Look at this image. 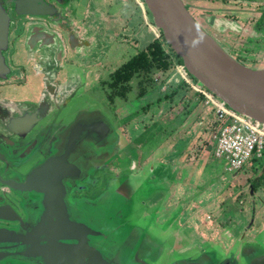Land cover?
<instances>
[{"label":"rangeland","instance_id":"1","mask_svg":"<svg viewBox=\"0 0 264 264\" xmlns=\"http://www.w3.org/2000/svg\"><path fill=\"white\" fill-rule=\"evenodd\" d=\"M183 1L200 23L202 15L208 21L214 18V25L202 26L230 56L244 60L249 68L264 69V27L257 30L254 26L264 13V0ZM68 3L73 11L66 14L65 24L75 22L87 43L77 50L73 76L67 73V78H81L82 87L73 100L60 97L61 109L67 107L56 114V122L52 117L42 125L55 130L68 126L79 114H88L107 119L112 128L104 155L108 164L99 167V172L91 170L90 177L95 183L104 172L106 182L93 185L94 190L99 193L108 184L114 190L117 184L126 198L112 202L110 195L97 203L93 215L89 210L96 228L108 235L106 227L112 232L111 240L100 245L108 251L111 244L121 264H130L125 259L133 252L135 240L145 242L137 251L146 264H249L264 258V146L260 158L252 157L234 175L228 172L225 163L214 158V114L204 101L193 103L198 97L184 84L196 83L173 61L168 71L150 74L154 83L146 84L144 96L137 97L138 78H133L126 98L110 101L111 74L160 33L143 2L139 7L133 0ZM10 34L6 55L10 67H20L27 77L53 74L46 68L49 58H42L41 47L24 49L22 41L13 37L12 27ZM181 82L185 83L180 88ZM59 87L53 85L51 90ZM35 89L39 90L38 84L15 91L8 87L0 93L16 102L34 99ZM258 129L264 133V126ZM260 176L261 186L255 184V190H250ZM81 185L91 188L90 181ZM113 205L121 210V222L113 221ZM118 236L122 239L117 240ZM128 238L134 244L125 246ZM132 259L141 264L135 256Z\"/></svg>","mask_w":264,"mask_h":264},{"label":"water","instance_id":"2","mask_svg":"<svg viewBox=\"0 0 264 264\" xmlns=\"http://www.w3.org/2000/svg\"><path fill=\"white\" fill-rule=\"evenodd\" d=\"M141 1L154 28L182 60L186 72L233 112L264 126V69L249 68L230 56L195 20L183 0ZM13 10L17 15H55V9L44 0H15ZM210 19L208 22L214 25V18ZM9 28L10 17L0 0V79L10 72L4 56ZM35 34L34 30L27 34L31 46L39 41L45 47L51 44ZM35 118V114L20 117L12 125H22L23 121L30 127ZM111 134L108 122L97 117L78 120L62 134L55 153L33 167L17 187L38 200L19 232L0 229V258L15 256L33 264H120L100 245L111 235L81 216L67 199L68 184L73 186L85 178L83 142L103 147ZM249 264H264V258H255Z\"/></svg>","mask_w":264,"mask_h":264},{"label":"flooded vegetation","instance_id":"3","mask_svg":"<svg viewBox=\"0 0 264 264\" xmlns=\"http://www.w3.org/2000/svg\"><path fill=\"white\" fill-rule=\"evenodd\" d=\"M1 1L10 17L8 49L4 53L5 58H7L6 55L10 49V33L12 27V30L14 31L13 37H15L16 41H22L21 45H24V49L34 47L42 48V58H49L46 68L53 72V74L51 73L50 75H46V77L45 75H41L39 77V75L37 76L35 74H33L31 77H27L25 72L23 74L20 67L14 69L10 67L6 61V65L10 69V72L7 74L6 78L0 79V90L12 87V89L15 91L19 87L32 88L36 84L39 85V90L35 89L33 92L37 94H33L34 99H23L15 102L9 99L10 96L1 95L0 93V229L16 233L20 230V224L27 222L28 216L30 217L31 213L30 209L32 208L33 203L38 200L37 196H34L29 191H24L22 193L21 191H18L17 187H20L21 184L24 183L29 171L33 167L41 164L47 157L55 153L56 147L60 141V137L72 124L81 119L92 120L94 118L93 116H88V114H79L68 126L63 125L55 130H51L49 127L42 125L44 121H47V123L50 122L52 117L54 122H56V119H58V117H55L56 114L60 115L63 108L67 107L66 105L61 109V106L63 105H61L60 101L62 100H60V97H62L63 100L67 98L68 100H73L77 97L78 91L82 87L81 81L79 80L81 78H67L69 73L73 76V70H71V67H73L76 63L77 50L87 43V39L84 37V35H81L84 32L81 30V28L76 26L75 22L65 24V21L67 20L66 14H71L73 11L70 4L68 3V0H44L46 3L51 4V6L55 9V15L50 17L44 15H17L13 10V1L15 0ZM133 1L138 7L142 4V1L140 0ZM69 2H71V0H69ZM185 5L189 6V4ZM192 16L194 15L192 14ZM201 18L202 23H200L198 19L195 18L201 26L202 24H209L207 15H202ZM263 18L264 13L262 12L254 24L255 26L257 23H261V26L257 28V30L264 27V24L262 23ZM70 25L72 27H70ZM204 25L202 27H204ZM33 30L35 31L36 36L41 35L44 37V39H42L43 41L47 39L51 44L46 47L44 44H42V41L35 43L33 46L28 44L27 34L29 31ZM254 33V36H259L258 32ZM234 59L245 65L244 60L237 58ZM50 76L53 78H50ZM62 78L65 79L62 80ZM187 80H189V78ZM97 81L101 82L100 79ZM53 85H59L60 87L59 89L51 90ZM107 88L108 90L110 89L111 94L112 87L110 86V83L107 84ZM32 114H35L36 118L30 127L26 126L23 121L22 125H19L20 123L12 125V121L14 122L20 117L23 118L24 116H31ZM103 120L107 122V119L103 118ZM107 145H104L103 147H96L93 143L83 142V147L86 150L84 158L86 167L85 178L82 181H75L73 186L68 184V202L78 210L81 216L89 220L93 218L92 210H94V208L98 209L99 206L97 203L103 199L109 198L110 195V200L112 202H114L118 197V199L123 201L124 198H126L121 194V191L117 189V184L114 186V190H109L107 188L109 184L105 186L106 189L101 190L102 192L100 191L98 193L97 189L94 190L95 186L93 187V185L96 184V186H99L106 182L104 172L103 176L99 175V178L97 181L95 180V183L92 181L90 176L92 175L91 170L93 171V169L98 168L97 172H99V167L103 165L107 166V157H104L106 150L105 148H107ZM103 160L106 161L104 162ZM89 181L91 188L90 190H87L86 186L82 187L81 184L83 182L85 183ZM96 196L98 197L95 200L94 197ZM89 210L92 212V215L89 213ZM120 211L121 210H117V208H115L113 205V213H115L113 215L114 222L117 221ZM103 215H105L104 218L109 219L108 214L103 213ZM121 216H123L122 213ZM109 220L112 219L110 218ZM119 220L120 218L118 221ZM112 223L113 222H111V224ZM106 228L108 229L106 231L109 233V235H111V229L108 227ZM132 236L133 234H131L130 238ZM121 239V237H117V240ZM109 240H111V238ZM135 241L136 242L134 244V240H129V238L124 240L125 246L130 242L134 244L133 252L125 259V262H129L130 264H134L132 259L133 256H135L136 259H139L138 261H142L139 258V253L137 250H139V248L142 249L145 247V242H141V240L140 242H138L139 240ZM108 246L109 244L107 243L105 248H108ZM108 251L112 252L119 260V252L114 251L111 247V244L108 248ZM142 263L143 261L141 264ZM225 263L227 262L222 261L218 262L217 264ZM0 264L33 263L22 261L15 256H5L0 258ZM229 264L231 263L229 262Z\"/></svg>","mask_w":264,"mask_h":264},{"label":"built area","instance_id":"4","mask_svg":"<svg viewBox=\"0 0 264 264\" xmlns=\"http://www.w3.org/2000/svg\"><path fill=\"white\" fill-rule=\"evenodd\" d=\"M189 86L204 96V103L214 114L216 143L214 156L225 163L227 171L235 174L252 157L260 158L264 146V133L249 118L229 109L200 84L189 82Z\"/></svg>","mask_w":264,"mask_h":264},{"label":"trees","instance_id":"5","mask_svg":"<svg viewBox=\"0 0 264 264\" xmlns=\"http://www.w3.org/2000/svg\"><path fill=\"white\" fill-rule=\"evenodd\" d=\"M224 1V0H223ZM146 13L148 11L146 10ZM259 22V21H258ZM261 24V23H260ZM259 23L256 24V28H259L261 25ZM174 57L176 58L174 60ZM172 61L181 66L184 70L185 74L193 80L195 83H198L192 76H190L182 65V60L176 56L170 47L164 42L162 35L149 43L146 48L138 53H136L132 58H130L127 62H125L122 66L117 68L110 76L111 81L110 86L112 94L110 95V101H113L116 98L125 99L127 94L131 90V86L129 83L133 78H138L137 86L139 87V92L137 97H142L147 92V85L153 84V80L150 77V74L154 70H161L162 72L168 71L173 64ZM185 82H181L179 84L180 88L183 87L182 84ZM184 86H189V82L185 83ZM203 90L208 92L204 87ZM176 91L174 90L169 98H172ZM195 95H197V101L193 102L197 104L203 101L204 96L198 94L193 91ZM256 183H253V187L250 190L254 191Z\"/></svg>","mask_w":264,"mask_h":264},{"label":"crops","instance_id":"6","mask_svg":"<svg viewBox=\"0 0 264 264\" xmlns=\"http://www.w3.org/2000/svg\"><path fill=\"white\" fill-rule=\"evenodd\" d=\"M212 114H213V112H212ZM213 119H214V116H213ZM213 125L215 126L216 124L215 123H213ZM216 146V143H215V141H214V147ZM215 150V149H214ZM214 158H215V156H214ZM216 159V158H215ZM217 160V159H216ZM217 161H219V160H217ZM234 175V174H233ZM263 176V175H262ZM262 177L260 176L257 180H255V181H253L254 183H256V184H260V179H261ZM255 185V184H254ZM259 186H261V185H259ZM251 187H253V183H252V185H251ZM251 187H250V189H251Z\"/></svg>","mask_w":264,"mask_h":264}]
</instances>
